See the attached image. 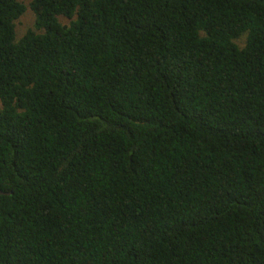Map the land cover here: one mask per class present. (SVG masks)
Returning <instances> with one entry per match:
<instances>
[{"label":"trees","instance_id":"16d2710c","mask_svg":"<svg viewBox=\"0 0 264 264\" xmlns=\"http://www.w3.org/2000/svg\"><path fill=\"white\" fill-rule=\"evenodd\" d=\"M29 8L17 40L0 0V264H264V0Z\"/></svg>","mask_w":264,"mask_h":264},{"label":"rangeland","instance_id":"374dc122","mask_svg":"<svg viewBox=\"0 0 264 264\" xmlns=\"http://www.w3.org/2000/svg\"><path fill=\"white\" fill-rule=\"evenodd\" d=\"M19 2L23 3L27 7V11L25 14L17 21L16 23V35L17 40H20L28 30L35 29V16L33 12L29 8V4L32 0H18ZM62 23L67 24L68 21L65 19H61ZM245 37H243L241 40H239V44L241 46L244 45ZM1 108V106H0Z\"/></svg>","mask_w":264,"mask_h":264},{"label":"water","instance_id":"95a60500","mask_svg":"<svg viewBox=\"0 0 264 264\" xmlns=\"http://www.w3.org/2000/svg\"><path fill=\"white\" fill-rule=\"evenodd\" d=\"M0 193H2V192L0 191Z\"/></svg>","mask_w":264,"mask_h":264}]
</instances>
